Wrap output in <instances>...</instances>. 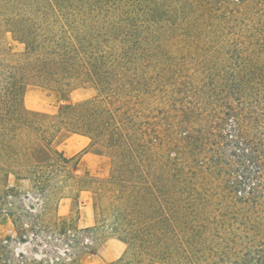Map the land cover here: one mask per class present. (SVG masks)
Wrapping results in <instances>:
<instances>
[{
  "label": "trees",
  "instance_id": "trees-1",
  "mask_svg": "<svg viewBox=\"0 0 264 264\" xmlns=\"http://www.w3.org/2000/svg\"><path fill=\"white\" fill-rule=\"evenodd\" d=\"M103 9L101 30L79 21L91 11L100 17ZM118 10L131 16L108 23L113 17L107 13ZM173 11L163 0H0V26L24 46L16 53L0 51V97L7 103L8 124L15 125L26 81L91 85L99 103L69 109L61 123L84 131L92 146L108 152L125 148L128 166L136 162L141 173L143 157L158 139L166 154L158 170L165 184L155 189L161 223L169 229L165 234L171 232V243L212 251L207 228L223 242L226 230L217 219L227 216L208 210L212 200L228 201L238 216L248 215L246 230H264V29L252 28L261 38L247 47L241 42V57L231 68L236 80L245 73L247 79L239 80L240 87L223 86L219 67L240 49L224 54L223 45L235 42L207 34L185 37L175 52L164 49L157 31L161 16ZM107 33L113 36L106 39ZM6 157L10 172L31 170L15 156ZM214 172L215 190L204 177ZM125 178L132 183V172ZM132 208L138 214L142 207ZM163 246L159 253L171 260Z\"/></svg>",
  "mask_w": 264,
  "mask_h": 264
},
{
  "label": "rangeland",
  "instance_id": "rangeland-1",
  "mask_svg": "<svg viewBox=\"0 0 264 264\" xmlns=\"http://www.w3.org/2000/svg\"><path fill=\"white\" fill-rule=\"evenodd\" d=\"M163 2L175 12L161 16L162 30L157 34L163 48L171 52L179 49V41L185 37L207 34L216 41L235 42L233 46L223 45L222 53L240 49L239 54L241 42L247 47L261 38L252 28L264 29V0ZM91 12L79 21L101 30L106 21L105 9L100 17L98 12ZM123 14L119 10L107 13L113 17L108 23L131 16ZM105 36L110 39L113 34ZM23 49L0 26V51L16 53ZM240 57L219 67L221 85L240 87L239 80L247 79L245 73L238 74L236 80L231 69ZM97 95L89 84L68 87L42 80L26 81L19 89L20 119L15 125L8 124L11 118L6 115L7 103L0 97V264H264V230H246L248 215L238 216L228 201L212 200L208 208L227 214L223 220L217 219L226 230L223 242L206 227L205 237L212 251L169 242L172 234H165L169 229L161 223L155 190L165 184L158 175L161 157L166 156L158 146L160 141L156 139L143 157L141 173L136 162L128 166L125 148L108 152L104 146H92L84 131L61 123L69 109L99 103ZM43 131H47L46 140H42ZM107 137L105 133L103 139ZM6 153L15 156L20 165H30L31 170L10 172ZM129 171L132 183L125 181ZM216 174L204 176L213 190L216 183H211ZM174 198L169 200L176 202L178 197ZM134 203L142 207L138 214H134ZM161 246L168 248L171 260L159 253Z\"/></svg>",
  "mask_w": 264,
  "mask_h": 264
}]
</instances>
